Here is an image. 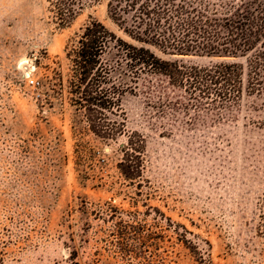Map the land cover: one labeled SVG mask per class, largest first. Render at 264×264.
Returning <instances> with one entry per match:
<instances>
[{
  "label": "rangeland",
  "instance_id": "1",
  "mask_svg": "<svg viewBox=\"0 0 264 264\" xmlns=\"http://www.w3.org/2000/svg\"><path fill=\"white\" fill-rule=\"evenodd\" d=\"M55 1L0 0V264H264V35L207 108L122 58L111 0Z\"/></svg>",
  "mask_w": 264,
  "mask_h": 264
},
{
  "label": "trees",
  "instance_id": "2",
  "mask_svg": "<svg viewBox=\"0 0 264 264\" xmlns=\"http://www.w3.org/2000/svg\"><path fill=\"white\" fill-rule=\"evenodd\" d=\"M69 1L66 5L63 0H56L53 5L60 26L70 23L81 9L80 0ZM137 1L110 2L114 9L112 18L121 23L123 32L134 42L116 38L125 61L139 67L142 73L168 78L172 85L183 88L195 100L198 98L200 106L222 108L241 98L245 68L237 60L254 49L264 35V0H206L197 5L162 0L153 5L151 1L142 2L138 7ZM129 12L132 15L126 18L124 14ZM98 25L103 28L98 22L87 27V31L94 32ZM104 32L111 36L107 30ZM154 49L167 56L199 55L221 61L186 64L165 59ZM261 85L254 78L248 87L258 91Z\"/></svg>",
  "mask_w": 264,
  "mask_h": 264
},
{
  "label": "built area",
  "instance_id": "3",
  "mask_svg": "<svg viewBox=\"0 0 264 264\" xmlns=\"http://www.w3.org/2000/svg\"><path fill=\"white\" fill-rule=\"evenodd\" d=\"M29 84H31L32 86H35L36 84H38V81L34 78H30L29 79Z\"/></svg>",
  "mask_w": 264,
  "mask_h": 264
}]
</instances>
